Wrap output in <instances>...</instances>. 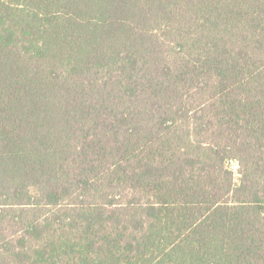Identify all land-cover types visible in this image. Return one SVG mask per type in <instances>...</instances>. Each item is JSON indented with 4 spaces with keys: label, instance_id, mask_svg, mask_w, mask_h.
<instances>
[{
    "label": "trees",
    "instance_id": "obj_1",
    "mask_svg": "<svg viewBox=\"0 0 264 264\" xmlns=\"http://www.w3.org/2000/svg\"><path fill=\"white\" fill-rule=\"evenodd\" d=\"M0 264H264V0H0Z\"/></svg>",
    "mask_w": 264,
    "mask_h": 264
},
{
    "label": "rangeland",
    "instance_id": "obj_2",
    "mask_svg": "<svg viewBox=\"0 0 264 264\" xmlns=\"http://www.w3.org/2000/svg\"><path fill=\"white\" fill-rule=\"evenodd\" d=\"M233 165H234V168H237L238 166L236 165V163H233Z\"/></svg>",
    "mask_w": 264,
    "mask_h": 264
}]
</instances>
